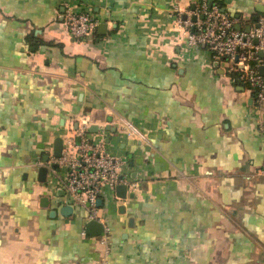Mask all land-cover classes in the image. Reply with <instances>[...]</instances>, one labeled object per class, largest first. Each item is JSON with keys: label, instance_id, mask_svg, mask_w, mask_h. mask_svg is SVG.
I'll return each instance as SVG.
<instances>
[{"label": "crops", "instance_id": "1", "mask_svg": "<svg viewBox=\"0 0 264 264\" xmlns=\"http://www.w3.org/2000/svg\"><path fill=\"white\" fill-rule=\"evenodd\" d=\"M198 1L0 0V264H264V108L226 60L186 47ZM209 1L241 29L264 18V0ZM68 5L100 20L91 40ZM80 118L139 183L101 205L107 245L53 172L37 178Z\"/></svg>", "mask_w": 264, "mask_h": 264}, {"label": "built area", "instance_id": "2", "mask_svg": "<svg viewBox=\"0 0 264 264\" xmlns=\"http://www.w3.org/2000/svg\"><path fill=\"white\" fill-rule=\"evenodd\" d=\"M66 23L72 36L79 42L93 38L100 20L90 11L68 5ZM235 21L227 11L209 0H199L195 8L186 12L180 20V27L186 38V47L205 46L216 58L229 63V73H237V81L249 83L255 89L257 108H264V18L251 30L237 29ZM86 118L78 120V127H70V135L64 137L62 155L56 158L51 154L48 163L36 161V165H47L54 173L53 182L61 188L69 201L87 212L88 222L99 221L104 225V241L108 244L110 226L106 225L101 215L98 201L117 203L121 197L117 187L127 185L128 192H135L139 183L125 175V156L110 152L104 141V135L95 137L88 130ZM123 132L129 137L142 133L129 120L122 118ZM52 152V151H51ZM53 163L59 170L51 168ZM255 176L264 177V166L254 172ZM105 223V224H104ZM85 234V232H84ZM100 264H108L101 261Z\"/></svg>", "mask_w": 264, "mask_h": 264}, {"label": "water", "instance_id": "3", "mask_svg": "<svg viewBox=\"0 0 264 264\" xmlns=\"http://www.w3.org/2000/svg\"><path fill=\"white\" fill-rule=\"evenodd\" d=\"M210 4H212V1L210 2ZM258 18H256L257 20ZM105 26V25H104ZM237 29H241V25H237L236 27ZM248 31L251 30V27L248 26V28H246ZM205 47V46H204ZM63 148H64V140H63V137H56L55 141H54V144H53V150H52V155L56 158H59L61 157L62 155V151H63ZM50 160V155L47 154L45 157H44V162L45 163H48V161ZM51 168L54 169V170H59V165L57 163H53L51 165ZM49 172H50V168L47 166V165H44V166H41L38 170V174H37V178L39 181H42V182H45L48 180V177H49ZM127 185H120L117 187L116 191H117V194L120 196V197H126L127 196ZM57 194L58 195H61L63 194L64 195V191L59 188L58 191H57ZM49 202V199L47 197H44L41 201V204L42 205H47ZM98 204L99 206H101L103 204L102 200L100 199L98 201ZM73 210V207L70 206V205H67V206H64L62 207V212L65 214V215H68L70 214V212H72ZM86 230H87V233L89 235H92V236H100L103 232H104V225L99 222V221H91V222H88L87 225H86Z\"/></svg>", "mask_w": 264, "mask_h": 264}, {"label": "trees", "instance_id": "4", "mask_svg": "<svg viewBox=\"0 0 264 264\" xmlns=\"http://www.w3.org/2000/svg\"><path fill=\"white\" fill-rule=\"evenodd\" d=\"M218 5H220V7H223L222 3L218 1ZM233 79H236L238 77V74L237 73H229ZM238 79V78H237ZM240 84H243L244 86H246L252 93V96L254 98L255 96V89L249 84V83H246L244 81H238Z\"/></svg>", "mask_w": 264, "mask_h": 264}]
</instances>
